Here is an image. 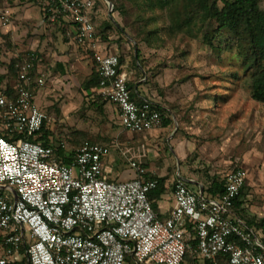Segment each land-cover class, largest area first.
<instances>
[{
	"label": "built area",
	"instance_id": "built-area-1",
	"mask_svg": "<svg viewBox=\"0 0 264 264\" xmlns=\"http://www.w3.org/2000/svg\"><path fill=\"white\" fill-rule=\"evenodd\" d=\"M93 6L94 0L42 3L49 25L60 16L71 24L66 35L93 62L97 95L115 107L123 130L160 129L156 104L131 98L118 56L95 41ZM9 21L10 11L0 10V25ZM39 63L35 52L18 56L13 95L0 94V133L12 139L0 136V264H17L23 256L29 264H182L186 254L208 264H264V233L235 211L247 179L242 167L224 177L219 197L194 193L178 174L170 187L173 205L160 220L147 198L157 182L131 151L122 157L134 179L112 182L104 176L108 148L84 143L67 149L52 138L42 145V128L51 119L34 103L44 86Z\"/></svg>",
	"mask_w": 264,
	"mask_h": 264
},
{
	"label": "rangeland",
	"instance_id": "rangeland-1",
	"mask_svg": "<svg viewBox=\"0 0 264 264\" xmlns=\"http://www.w3.org/2000/svg\"><path fill=\"white\" fill-rule=\"evenodd\" d=\"M94 2L96 23L110 20L117 29L109 35V52L123 58L125 72H131L130 81L142 85L150 101L171 119L166 130L160 128L154 132L155 136L150 139L153 143L150 159H141L143 167L150 170L152 176L166 178L171 187L179 173L189 177L185 169L207 184L212 178L223 180L234 166H240L246 171L247 179L239 208L247 217L263 219L264 105L250 98V73L237 50L233 46L225 50L224 44H219L223 36L214 40L215 49L205 46L200 35L166 40L158 48H148L143 43L138 47L128 44L117 33L121 30L118 25H123L122 19L116 14L109 17L105 5L108 0ZM0 8L10 11L8 28L4 30L0 25L1 32L9 35L10 45L2 46L4 42L0 41V61L6 63L11 56H25L28 52H35L40 58L42 50L51 52L58 33L47 28L41 7L31 0H2ZM260 8L264 9V3ZM123 36L131 40L127 32H123ZM137 49L143 71L134 65ZM49 63L50 58L45 62L47 71ZM4 71L0 65V73ZM54 73L52 77L57 75ZM51 80L45 77L44 86L35 91L34 103L51 119L49 130L53 142L58 141L59 136L78 133L107 146L116 139L127 146L137 140L125 136L116 118L109 120L106 114L101 116L102 111L92 102L95 95L85 97L79 87L67 84L68 80L63 85ZM65 85L70 91L67 94L60 87ZM179 140L184 143L183 151L189 144L185 158L180 155ZM113 156L115 162L106 163V168L120 173L128 166L127 160L121 159L117 152ZM186 185L198 193L196 186ZM170 187L162 196L164 204L171 194ZM199 262L203 264V260Z\"/></svg>",
	"mask_w": 264,
	"mask_h": 264
},
{
	"label": "trees",
	"instance_id": "trees-1",
	"mask_svg": "<svg viewBox=\"0 0 264 264\" xmlns=\"http://www.w3.org/2000/svg\"><path fill=\"white\" fill-rule=\"evenodd\" d=\"M31 1L41 7L43 15L42 3L44 0ZM1 2L2 0H0V7ZM108 2L112 5L111 16L116 14L123 21V25H118L121 28L120 32H117L120 38L128 44L133 45L134 43L137 47L143 43L148 48H158L166 40H175L178 37L181 40L184 38H198L200 35L201 41L205 46L215 49L214 40L223 36L219 44H224L225 50L233 46L242 59L246 71L250 73L251 100L264 105V9L260 8V4L264 3V0H108ZM95 5L96 3L94 2L90 13L95 41L99 45L107 46L111 40L109 35L116 27L110 20L100 24L96 23V17L93 13ZM105 5L107 6L106 2ZM43 21L47 28L56 29L63 40L67 41L69 39L66 33L67 28L71 24L66 23L63 17H58L57 23L49 25L43 15ZM123 32H127L131 40L124 37ZM0 41L4 42L2 46H10L8 35H4L1 29ZM139 55V49H137V55L136 57L133 56V60L135 67L142 70ZM118 60L119 69L122 71L124 67L123 58L118 57ZM0 65L5 69L3 73H0V94L11 96L13 95L12 82L16 79L19 71L18 56H11L6 63L0 61ZM142 75L145 76L144 72ZM98 82L99 78L94 70L82 81L79 91L85 97L95 95L96 97L94 100L92 99V102L96 103V108L101 109L108 102L97 95ZM135 86L141 85H136L133 81L127 82L131 98L140 102L135 95ZM146 99L149 100L148 98ZM100 101H102L101 104ZM157 109L162 117L161 128L165 129L171 124V119L164 116L158 106ZM41 134L42 136L38 141L45 145L51 140L52 132L49 127L44 126ZM0 136L12 141L6 133H0ZM22 137L30 139L26 136ZM58 141L64 142L67 149L79 148L84 143L99 144L84 133L72 134L69 137L59 136ZM100 145L108 148L107 145ZM56 153L63 156L60 152ZM63 162L67 164L68 160L63 159ZM148 178L157 182L156 188L148 194L147 198L153 212L158 217L156 214L157 202L167 193L170 186L167 184L166 178L156 176ZM204 191L211 197L221 196L224 191L223 180L218 181L212 178L207 183ZM240 204V202L235 203L236 213L250 227L264 233V218L258 220L255 217H247L245 212L240 210ZM17 264L29 263L26 257L23 256ZM182 264H200V262L199 259L186 254ZM203 264L208 263L203 262Z\"/></svg>",
	"mask_w": 264,
	"mask_h": 264
},
{
	"label": "crops",
	"instance_id": "crops-1",
	"mask_svg": "<svg viewBox=\"0 0 264 264\" xmlns=\"http://www.w3.org/2000/svg\"><path fill=\"white\" fill-rule=\"evenodd\" d=\"M14 10L12 9L11 14H13ZM43 16V15H42ZM64 21L66 23H69L67 20L64 19ZM4 30H6V28H8L7 26H4ZM68 27V26H67ZM49 30V29H48ZM51 30H55L56 33H58L56 31V29L51 28ZM72 27L69 25V27L67 28V31H71ZM9 31H11V29H9ZM7 31V32H9ZM4 35H8L7 33H4ZM58 34H56L55 36L58 38L56 40V44L54 46L53 49H51V52H46L44 50H42L41 54L42 57H40V63H39V72L43 75V78L45 79V77L51 78L54 81L58 82V84H64V81H70L69 83H72L73 85H76L77 87H79L82 83V81L91 74L92 71L95 70L94 68V64L91 61V59L84 53V51L77 47L76 45H74L72 43V41L70 39L63 40V38H61V36ZM9 37V35H8ZM37 47V45H36ZM56 50V52H55ZM100 50L104 53H108V54H112L109 52V49L107 48V46L104 45H100ZM48 58H50V63H49V70H45V62H48ZM54 68L57 69V73H56V69L54 70ZM53 71L55 72L54 74L57 75H53ZM123 71L125 72V67H123ZM127 74V78L128 81L131 80V72L128 71L126 72ZM59 75V76H58ZM51 80V81H53ZM141 82V81H139ZM138 82V83H139ZM52 87V85H51ZM61 88H63L62 92H64L65 94L68 93V85L65 86H60ZM41 89V88H40ZM67 91V92H66ZM70 92V91H69ZM135 95L137 99H145L148 98V94L145 92V89L143 88V86H135ZM35 96V94H34ZM149 99V98H148ZM150 101V99L148 100ZM102 103V101H100V104ZM100 111H102L101 116H103V114L108 117L109 120H111V118H116V120L118 121V117H117V111L115 109V107L110 104V103H106L104 104L103 108L100 109ZM162 131L166 130L167 128L163 129L161 128ZM156 130L151 131V132H147V133H142V134H130L124 131L125 136L126 137H133L136 138L137 140L135 142H132L131 144H129V146L126 145V143H119L116 139L115 142L112 143L111 146H108V149L110 151V157L109 159H107V161L104 160V176L108 181H112V182H121V181H126V180H132L135 177V174L133 173V171H131L129 169V166H127L124 169H121L120 173H115V172H110L109 170H107L106 168V163H113L115 162L114 160V152H117L118 155L120 156V158L122 159V152L124 150H129L132 152L133 156L135 159H137V161L142 164V160L141 159H145L147 160L150 159V155H149V151H150V146L153 144L152 141L150 140L153 136H155L156 133H154ZM158 131V130H157ZM179 151H180V155H182L183 158L186 157L187 152H189L188 149V143H187V147H185V150L183 151L182 146H184V143L179 140ZM130 147V148H128ZM185 171L188 173L189 177L186 178L184 176H181V174L179 173L180 177L182 180L185 181L186 184H190L192 186H196L198 189L197 191L199 192L200 190L202 191L203 194H205L204 189H206L207 184H203L202 182H200L196 175H194L193 173H191L190 171L186 170ZM168 195V194H167ZM163 201V197H161V200L157 202V211L156 214L158 215V218L160 220H164L165 218H167L168 216V212L171 209L173 203L171 201V196L170 194L166 197V201L167 203H162ZM165 201V202H166Z\"/></svg>",
	"mask_w": 264,
	"mask_h": 264
},
{
	"label": "water",
	"instance_id": "water-1",
	"mask_svg": "<svg viewBox=\"0 0 264 264\" xmlns=\"http://www.w3.org/2000/svg\"><path fill=\"white\" fill-rule=\"evenodd\" d=\"M106 3H107V5H108V13H109V17H111L110 14H111V11H112V5H111V3H109V2H106Z\"/></svg>",
	"mask_w": 264,
	"mask_h": 264
}]
</instances>
